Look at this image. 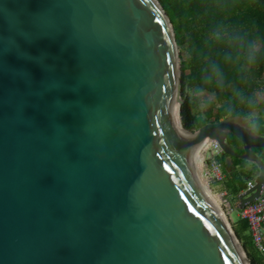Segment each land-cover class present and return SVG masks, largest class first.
<instances>
[{"label": "water", "instance_id": "water-1", "mask_svg": "<svg viewBox=\"0 0 264 264\" xmlns=\"http://www.w3.org/2000/svg\"><path fill=\"white\" fill-rule=\"evenodd\" d=\"M179 78L157 0H0V264H250L191 151L257 168L241 210L264 137L241 117L178 126Z\"/></svg>", "mask_w": 264, "mask_h": 264}, {"label": "trees", "instance_id": "trees-1", "mask_svg": "<svg viewBox=\"0 0 264 264\" xmlns=\"http://www.w3.org/2000/svg\"><path fill=\"white\" fill-rule=\"evenodd\" d=\"M168 16L179 49L181 127L193 132L225 117L249 119L264 137V0H157ZM186 91V93H185ZM213 95L206 110L199 111L198 94ZM227 143L241 153L232 136ZM264 164V149L253 148ZM225 156L219 162L224 174ZM235 181L224 175L219 185L232 204L257 174L252 164L233 159ZM235 210H237L235 208ZM239 213V210H237ZM231 230L250 264H264V254L254 247L248 224L239 215Z\"/></svg>", "mask_w": 264, "mask_h": 264}, {"label": "built area", "instance_id": "built-area-1", "mask_svg": "<svg viewBox=\"0 0 264 264\" xmlns=\"http://www.w3.org/2000/svg\"><path fill=\"white\" fill-rule=\"evenodd\" d=\"M222 155V151L215 141L207 140L203 143L201 148V165L205 170H203L202 176L208 182L216 185H220L224 180V174L219 162V158ZM203 163L205 167H203ZM251 186L252 181H249L245 189ZM217 196L221 203L220 205L226 207L227 214L229 215L233 211V206L227 200V193L224 190H219L217 191ZM238 215L242 220L247 222L248 233L254 247L260 254H264V189L259 199L245 205L243 209L239 210Z\"/></svg>", "mask_w": 264, "mask_h": 264}, {"label": "rangeland", "instance_id": "rangeland-1", "mask_svg": "<svg viewBox=\"0 0 264 264\" xmlns=\"http://www.w3.org/2000/svg\"><path fill=\"white\" fill-rule=\"evenodd\" d=\"M179 51V49H178ZM197 98L199 99V106H198V109L199 111H204L206 110V107H207V104L209 101H212L213 100V95L212 94H207V93H201V94H198L197 95ZM250 126V125H249ZM222 157V156H221ZM220 157V158H221ZM219 158V160H220ZM202 159V157H201ZM203 167H205L204 163H203ZM201 168H202V165H201ZM248 169H251L252 168V164L248 163ZM203 170L205 169H201V178L204 182V184L206 185L205 188L208 190V192L210 193L211 196L213 197H216V199L218 200V204H219V208L221 209L223 215L225 216L226 218V221L228 222V224L230 225L231 227V222L234 221L235 217H236V213L234 211H232L229 215L227 214V209L226 207L220 205L221 203L219 202V199H218V196H217V191H219V185H216L214 183H211V182H208L203 176ZM229 179V183L230 184H233V180L235 181L234 177L233 176H230L228 177ZM208 183V184H207ZM231 204V203H230Z\"/></svg>", "mask_w": 264, "mask_h": 264}, {"label": "bare ground", "instance_id": "bare-ground-1", "mask_svg": "<svg viewBox=\"0 0 264 264\" xmlns=\"http://www.w3.org/2000/svg\"><path fill=\"white\" fill-rule=\"evenodd\" d=\"M173 113H174L175 121H176L177 125L179 126L180 123H178L179 119L177 118V108L176 107L174 108ZM202 145L203 144H201L200 146L195 148L193 151H191L193 159H194V163H195L194 171H195V174L197 176V179L200 183V186H201L203 192L208 197V199L210 200L212 205L215 207V209L218 211V213L221 215L222 219L225 220V222H226V218L223 215L221 209L219 208L218 200L216 199V197H213L210 195L211 192L209 191L210 192L209 193L208 190L206 189L207 187L205 188L206 185L204 184V182L201 178V172L200 171H201V148H202Z\"/></svg>", "mask_w": 264, "mask_h": 264}, {"label": "crops", "instance_id": "crops-1", "mask_svg": "<svg viewBox=\"0 0 264 264\" xmlns=\"http://www.w3.org/2000/svg\"><path fill=\"white\" fill-rule=\"evenodd\" d=\"M225 163H227V166H225V169H224V175H226L227 177H230V176H233L236 174V172H238V169L237 168H234L232 165H233V162H232V165L230 164V161L226 158ZM220 188V186H219ZM219 190H222L221 188ZM237 203H238V200L234 201L231 205L233 206V211L236 213V217H238V211L239 210L237 208ZM235 208L237 210H235Z\"/></svg>", "mask_w": 264, "mask_h": 264}, {"label": "flooded vegetation", "instance_id": "flooded-vegetation-1", "mask_svg": "<svg viewBox=\"0 0 264 264\" xmlns=\"http://www.w3.org/2000/svg\"><path fill=\"white\" fill-rule=\"evenodd\" d=\"M226 159V158H225Z\"/></svg>", "mask_w": 264, "mask_h": 264}]
</instances>
